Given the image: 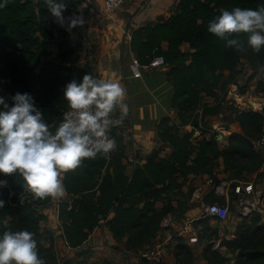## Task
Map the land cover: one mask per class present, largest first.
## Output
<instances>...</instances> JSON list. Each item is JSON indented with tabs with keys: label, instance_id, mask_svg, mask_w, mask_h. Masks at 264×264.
Listing matches in <instances>:
<instances>
[{
	"label": "trees",
	"instance_id": "trees-1",
	"mask_svg": "<svg viewBox=\"0 0 264 264\" xmlns=\"http://www.w3.org/2000/svg\"><path fill=\"white\" fill-rule=\"evenodd\" d=\"M64 2L68 5L63 12L65 23L81 7L87 22L90 14L87 0ZM3 3L4 0H0V4ZM260 6H264V0H176L169 16L142 21L132 28L130 45L134 55L148 63L161 54L168 64L166 77L173 88L171 104L177 107L181 122L177 123L170 115L161 116L157 120L161 143L130 167L124 160L123 133L113 127L111 134L116 148L108 157L97 154L96 158L85 159L79 168L64 174L63 184L70 199L60 201L58 216L67 245L74 248L83 245L104 218L112 237L122 239L127 250L138 251L157 234L163 217L175 209L171 194L182 192L179 177L184 179L189 173L204 172L218 181L215 167L220 157L224 169L234 178H247L246 173L253 172L255 178H264L263 154L253 142L260 132L259 109L231 106L232 118L239 121L241 130L230 131L224 146L219 145L214 133L193 138V128H180V123L188 121L198 124L196 119L184 118V114L190 112L188 115H191L197 107H201L202 117L207 113L217 114L230 84L238 82L236 78L240 72L243 77L245 65L251 69L244 83L238 84L241 90H246L252 74L260 72L264 48L259 53L250 48L244 53L237 52L208 32L209 22L220 15L221 9L256 10ZM85 24L66 31L43 0H7V6L0 8V96L5 97L9 106L13 103L11 96L17 92L29 93L45 121L59 125L68 106L63 97L64 86L72 79L81 81L85 74L94 76L91 64L80 59ZM239 38L246 42L247 34L241 33ZM182 41L188 42V49L181 48ZM224 69L228 73L222 77ZM263 76L261 74V84L257 85L259 91L264 89ZM218 86L226 87L224 93L216 91ZM202 92L212 95L214 102H202ZM118 117L119 110L114 114V118ZM164 145H169L170 149L162 153ZM3 176L7 183L0 185V200L5 202L0 208V237L4 231H30L37 241L39 257L45 262L56 263L57 255L51 250L54 237L50 234L49 244L45 245L41 228V221L47 220L42 208L49 203L50 197L33 200L31 193L23 188L19 174ZM191 190L192 187L188 195ZM211 190L206 200L225 201ZM158 198H166L160 208L156 206ZM176 201L183 204L181 211L188 206L185 199L176 198ZM205 218L208 215L196 219L201 223L198 235L210 239L212 227ZM46 228L51 231L48 226ZM222 243L237 249V256L231 263L226 255H220L213 263L264 264L261 214L253 211L242 215L236 234L225 237ZM184 250L185 255L180 256ZM175 254L182 264H188L190 246L178 240Z\"/></svg>",
	"mask_w": 264,
	"mask_h": 264
},
{
	"label": "clouds",
	"instance_id": "clouds-1",
	"mask_svg": "<svg viewBox=\"0 0 264 264\" xmlns=\"http://www.w3.org/2000/svg\"><path fill=\"white\" fill-rule=\"evenodd\" d=\"M43 3L66 31L86 23L82 7L65 23L63 12L68 5L64 0ZM6 6L4 0L0 8ZM208 32L225 41L227 48L241 53L250 48L259 53L264 48V6L256 10L221 9L220 15L209 22ZM241 33L247 34L246 42L239 38ZM63 97L70 110L57 125L45 121L29 93L11 96V106L0 96V173L19 174L33 200L63 198L64 174L97 154L108 157L116 148L110 130L121 126L128 115L125 89L116 80L85 74L81 81L72 79L64 86ZM117 109L119 117L113 118ZM4 204L0 200V208ZM0 264H45L38 255L34 233L4 231L0 237Z\"/></svg>",
	"mask_w": 264,
	"mask_h": 264
},
{
	"label": "crops",
	"instance_id": "crops-1",
	"mask_svg": "<svg viewBox=\"0 0 264 264\" xmlns=\"http://www.w3.org/2000/svg\"><path fill=\"white\" fill-rule=\"evenodd\" d=\"M175 2L176 0H126L124 4L116 10L106 12L103 0H87L90 14L85 24V33L82 35L83 47L80 52V59L81 61L86 60L91 64L94 74H101L105 77H117L120 84L122 79L125 80V83L121 85L124 87L126 92L125 103L128 106V115L124 119L123 124L118 126L117 131H121L123 133L126 144V158L124 160L128 163L133 157H135L138 161H141L144 154L149 149L161 143L157 128V120L161 116L170 115L173 120L179 121L177 107L171 104L173 88L172 83L166 77L168 64L160 63L157 65L144 66L142 74L138 76L132 74L129 66L131 56L133 54V50L130 45L131 29L142 21L155 20L159 16H169L174 9ZM85 3L86 2L84 1L83 4ZM163 45H165V42H163ZM180 46L183 49L189 48L187 41H182ZM249 69H251V67ZM227 73L228 70L224 69L222 77L226 76ZM249 79L250 78H248V80ZM263 91L264 89L259 91V94L256 95V100H254L255 98L251 95L250 98V92H244V94L240 95L239 98H243V96H245L244 99L248 98L249 101L254 100V103L257 102V105H260L264 98ZM212 97L213 96L202 92V100L204 99L203 102H205V100L207 102H211ZM224 103L228 104L226 100ZM217 114L207 113L204 118L208 119L209 124L215 127L217 131L215 136L219 139V145L224 146L228 143L229 132L232 130H241V126L236 119L232 118V116L229 120H226L218 118ZM221 123H224L222 127H220ZM254 146L259 149L256 145ZM163 147L162 153H165L170 149L169 145H164ZM262 154L263 162L261 167L264 168V153L262 152ZM219 160L220 163L215 167L217 176H231L229 170L224 169L221 157ZM207 176L208 175L206 173L200 172L189 173L184 179L182 176L179 177V180L182 181V192L173 195V202L177 203L176 198H179V201L184 199L186 200L188 206L181 211L183 213L182 215L185 213H198V200H192V197L195 194H199L200 197L203 198L211 194L213 186L207 181ZM245 177L253 179L255 186L264 191V178H255V172L246 173ZM190 187H192V190L188 195ZM213 193L217 194L214 189ZM156 206L157 208H160V205ZM259 206L261 209V218L264 220V196L259 201ZM241 217V213L233 211L230 213L229 209V213L224 219L210 215H208V218L205 219L208 220V224L212 227V229L218 227L220 234H223L226 237H233L236 234V227L240 222ZM180 218H182V216L175 219L176 221H179ZM228 218L232 219L229 221L227 220ZM171 224L176 226L174 223ZM224 224L228 226L230 231H228L227 228L224 230ZM105 228H107V226ZM172 231V228L162 225L157 234L152 238V240L160 241L163 245V261L166 263L169 262L170 264H173L175 261L181 262L175 254L176 242L181 240L190 246L191 256L189 258V263L196 264L194 261L195 251L192 244H196V242L199 241L204 242V240L208 241L209 239L203 237L201 240L199 238L197 241H190L188 240V237L185 236V233H181V235H172ZM108 232L110 233V236H112L109 229ZM174 236H177V238L175 239ZM117 240H121L123 243L122 239ZM69 247L71 248V252L68 250L67 254H71L74 249V247ZM123 249L129 251L124 246ZM219 250L227 256L228 262L232 263L237 256V249L227 247L224 243H221ZM115 252V248L111 249V247L100 248L97 246L95 251L93 250L94 256L106 255L113 262V264L117 262L114 255ZM206 262L208 263L207 260Z\"/></svg>",
	"mask_w": 264,
	"mask_h": 264
},
{
	"label": "rangeland",
	"instance_id": "rangeland-1",
	"mask_svg": "<svg viewBox=\"0 0 264 264\" xmlns=\"http://www.w3.org/2000/svg\"><path fill=\"white\" fill-rule=\"evenodd\" d=\"M125 1L126 0H123L120 6H122ZM259 71L260 72H257L256 75L252 74V77H250V79L248 80V83L246 84L245 92L246 93L250 92L249 96L250 95L253 96L255 98L254 100L257 99L256 95L259 94V90H258L259 86L257 85L261 84L260 77H261V74H264V64ZM225 89L226 87H221V86L216 87V91L218 93H224L223 90ZM207 95H210V94H207ZM244 98L245 96H243V98L241 97L239 98L241 107H251L253 109L258 108L257 102L254 103L255 102L254 100L249 101L248 98L247 99H244ZM213 101L214 99L212 97L211 102ZM233 105H234L233 103L225 104L223 102V104L220 107L222 111V115L220 116L219 114H217V117L220 119L229 120L230 117L233 115L232 108H231V106ZM189 113L190 112L184 114L185 119H196L198 120V122L200 121L201 123V124H198L197 136L203 135V136L208 137L209 135H211V133H214V135H216L217 131L215 127L209 124L208 119L204 118V116L203 117L201 116V107H197L193 109L191 115H188ZM188 127L189 126H187L185 123L181 125L182 129H188ZM128 167L130 166L128 165ZM2 176H3V173H0L1 181L4 180ZM171 196L173 197L172 194ZM63 198L69 199L70 197L68 193L65 192V195ZM165 199L166 198H163V199L158 198L156 200V205H160L161 207L163 202H165ZM59 200H53L51 198L49 203L45 207L42 208V210L46 212L47 214V220L41 221V228L43 231L42 232L43 242L45 245H48L50 234L53 235L54 243H53L51 250L57 255V259H58L56 263H53L47 260L45 264H113V262L106 255L94 256L93 250L95 251L97 246L100 248L102 247H108V248L111 247V249L115 248L116 252L114 253V255L117 259V262L114 264H138L139 262L142 263V260L138 256V251L133 252L131 250L129 251L124 250L122 241L114 239L112 236H110L108 229L105 228L106 225L105 226L100 225L99 227H97V229H94L91 232V234L88 236V239L83 245H80L78 248H74L75 250L73 249L71 254H67L68 250L70 251L71 248L69 247V245H67L66 241L64 240V237L62 235L61 225H60L61 219L56 215V204L59 202ZM182 206L183 204L176 203L175 209L171 210L172 215L173 216L175 215L174 217L176 219L183 216L182 215L183 213L181 212ZM228 206L230 209V213L232 211L240 213L238 212L239 209L237 208L238 211L236 209L237 207L236 203L230 199L228 200ZM231 219L232 218H228L227 220L230 221ZM179 220H181V218ZM47 226L48 228L51 229V231L47 230L46 228ZM165 226L172 228L174 231H176V226L172 225L171 223H167L165 224ZM226 228L228 229V231H230L228 226L224 224V230ZM209 233L211 235V238L208 241L204 240V242L199 241V242H196V244H192L194 247V251H195L194 261L196 262V264H208V263L217 264V263H213L214 260L219 259L220 255H225L223 252H221V250H219V248L221 246L222 241H224V238L226 236H224L223 234H220V230L218 229V227L213 228ZM221 235H222V238H221ZM174 238L176 239L177 236H174ZM185 253L186 251L184 250V252H182L180 256L185 255ZM206 260L208 261V263L206 262ZM180 263L181 262H176V261L173 262V264H180ZM162 264H170V263L169 262L166 263L163 261ZM188 264H190L189 259H188Z\"/></svg>",
	"mask_w": 264,
	"mask_h": 264
},
{
	"label": "built area",
	"instance_id": "built-area-1",
	"mask_svg": "<svg viewBox=\"0 0 264 264\" xmlns=\"http://www.w3.org/2000/svg\"><path fill=\"white\" fill-rule=\"evenodd\" d=\"M122 1L123 0H103L105 11L111 12V11L116 10L118 7H120ZM160 63H164V59L161 54L154 56L148 63H143L133 53L131 56L129 66H130L132 74L138 76L142 74V69L144 66L157 65ZM249 68H250L249 65L244 66V68L242 69L243 77L240 76L241 74L240 72L238 74L239 76L236 78V81L238 82L237 83L233 82L230 84V87L228 88V91H227L228 93L226 97L224 98V100H222V102L226 100L228 104L233 103L237 107L242 108L240 106L239 96L243 95L245 91L241 90L238 84L244 83V79L248 75V72L250 70ZM94 77L97 79H108V80L119 81L117 77H105L101 74H94ZM121 81H122L121 84L125 83L124 79H122ZM258 109L260 110V116H261L260 132H259V135L253 139V142H254V145H256L261 150V152L264 153V98L262 100V103L258 105ZM69 110L70 109L67 106L64 109V113ZM218 114L221 116L222 111L219 110ZM176 122L177 123L181 122V120L179 119V121H176ZM182 124L183 123H180V128ZM185 124L189 126L188 128H193L192 137L195 138L198 132V124H201L200 121L198 122V124H194L191 121H188ZM215 126L219 127L217 125ZM220 127H222V125H220ZM109 135L111 138H113L111 134V130H110ZM137 161L138 160L135 157H133L128 165L131 166ZM2 177L4 178V180L3 181L0 180V185L7 183L5 176H2ZM207 181L213 186L214 191L218 195H221L225 198V201H220L218 199L206 200L205 198L200 197L199 194H195L192 197V200H195V199L198 200V204H199L198 213L196 214L185 213L182 216L181 220L179 221H176L175 217L172 215L171 212L163 217L162 222H161L162 225H165L167 223H174L176 225V231L173 230L171 233L172 235L173 234L181 235V233L182 234L185 233V236L188 237V240L197 241L199 239L198 230L201 228V223L196 222V219L200 216H205V215H210V216L217 217L220 219L226 218L229 213V206H228L229 199L236 203L237 208L239 209V212L241 213V215H248L253 211H257L260 213L261 209L259 206V201L263 198L264 191L260 189L259 187L255 186L254 184L255 182L253 181V179L234 178L232 176H229V177L222 176V177H219L218 181H215L212 176L208 175ZM69 199L63 198L59 200V202L63 200H69ZM59 202L56 204V215L57 216H58V210H59L58 208ZM104 220H105L104 218L101 219L100 225L104 224ZM100 225L96 226L94 229H96ZM138 256L140 257V259L143 261L144 264H162L163 263V245L160 241L151 240L145 243L138 250Z\"/></svg>",
	"mask_w": 264,
	"mask_h": 264
}]
</instances>
